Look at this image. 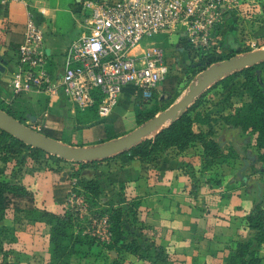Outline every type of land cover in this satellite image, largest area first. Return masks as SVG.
I'll return each mask as SVG.
<instances>
[{
  "label": "crops",
  "instance_id": "1",
  "mask_svg": "<svg viewBox=\"0 0 264 264\" xmlns=\"http://www.w3.org/2000/svg\"><path fill=\"white\" fill-rule=\"evenodd\" d=\"M79 2L80 0L0 2V65L4 68L0 74V101L9 105L12 112L20 114L32 124L56 131L58 140L62 143L92 145L123 135L136 127L134 110L137 91L132 86L124 87L116 105L106 117L103 119L95 117L79 122L77 117L88 115L86 112L75 110L63 97L51 101L44 94L34 91L13 95L5 85L11 71L15 69L16 47L21 41L29 14L43 33L51 70L55 73L60 71L63 51L82 32L81 21L84 12L81 14ZM233 11L225 10L223 21L215 27L222 46L224 43L234 46L233 31L227 29L225 34L222 25L227 17H231V23L234 22L230 14ZM77 14L80 19L75 17ZM69 20L76 21L75 32L60 40L57 31L65 29ZM166 34L168 35L166 46L175 40L177 55L174 57L173 67L177 69L178 65L187 57L191 58V55L182 42V34ZM159 35L162 33L153 39ZM153 39L152 42L159 44ZM223 50L224 53L228 52L227 48L223 47ZM164 51L165 59L169 62L167 58L169 50ZM173 79L175 81L176 77L168 79L166 76L159 82L153 91L152 99L158 100L164 94L165 98H168L172 94V86L175 85ZM228 112L229 109H225L222 113ZM219 122L221 123L220 120ZM221 124L218 125V121L211 122L213 137L218 136L217 126L221 127V132L224 133L225 125ZM193 129L205 131L206 126L195 124ZM223 133L220 135L223 136ZM64 134L70 140H65ZM238 134L241 132L226 137L223 143L227 146L222 147L224 153L228 152L232 156L241 152L239 141L236 140ZM245 141L248 142L249 139H244ZM100 163L96 177L100 182V192L107 196L103 194L105 197L102 200L114 199L116 202H112L113 205L122 208H126L133 201L136 202L137 205L132 208L133 216L130 215L132 212H128L127 218L134 217V221L140 220L141 227L150 233L152 238L146 241L161 246L172 264H224L223 251L234 247L237 240L247 236L243 218L253 203L259 197H264V187L261 188L257 181H249L247 177L237 180V176L233 174L227 175L225 181L223 179L217 183L204 180L205 176L216 173L217 170L225 176L230 173L228 169H232V164L222 167L217 161L207 160L198 143L190 145L183 151L170 147L159 153L152 161L126 159L120 155ZM53 164L55 166L45 172L41 170L22 174L21 183L32 192L38 205L64 206L66 193L71 188V180L75 179L69 170L76 168L73 166H77V163L59 160ZM90 170L93 174L92 169L88 168V171ZM36 194L40 195V199H37ZM203 208L206 211L201 213ZM18 225V227L17 224L14 225V241L6 243V248L19 253L22 259L15 263L3 261V264H46L48 225L38 221L29 222L25 218ZM8 227L12 225L8 224ZM263 251L264 246L259 248V254ZM91 261L93 264H146L132 254L126 252L118 254L96 243L90 245L83 257L71 258L69 264H89Z\"/></svg>",
  "mask_w": 264,
  "mask_h": 264
},
{
  "label": "built area",
  "instance_id": "2",
  "mask_svg": "<svg viewBox=\"0 0 264 264\" xmlns=\"http://www.w3.org/2000/svg\"><path fill=\"white\" fill-rule=\"evenodd\" d=\"M8 0H0L5 3ZM82 32L62 53L58 73L50 68L43 33L31 15L16 47V65L5 85L13 95L39 92L49 100L63 97L72 107L94 110L98 119L116 105L121 91L132 86L147 103L169 69L165 51L150 39L160 33H180L191 57L224 53L215 27L225 10L251 13L254 0H80ZM256 9V8H255ZM200 55V54H199ZM75 179L65 205L77 216L75 231L96 244L110 240L106 216L89 213L85 198L75 191Z\"/></svg>",
  "mask_w": 264,
  "mask_h": 264
},
{
  "label": "trees",
  "instance_id": "3",
  "mask_svg": "<svg viewBox=\"0 0 264 264\" xmlns=\"http://www.w3.org/2000/svg\"><path fill=\"white\" fill-rule=\"evenodd\" d=\"M206 55L202 54V52L194 54V56H200L201 59H198L197 62H191L189 65L191 76H194L208 65L200 61L205 59L204 56ZM228 56V53H222L213 61ZM256 69H263L264 72V60L228 73L208 87H213L216 84H221L223 88L228 87L224 93L223 100L225 102L229 100V102L217 111L219 112V120L225 125L223 136L218 135L217 137H213L214 131L212 130L211 122L216 120L208 112H201L197 109L203 92L208 89L206 88L181 115L161 128L152 137L145 138L129 149L122 150L105 159L77 162V168L80 167L85 170L79 172L80 177L75 181L77 189L74 190L79 191L85 198L89 213L97 216H106L110 231L109 242L103 244L106 249L113 250L118 254L120 252L132 254L146 264H172L161 246L155 245L152 241H146L132 227L131 224L134 221V217L128 220L127 215L129 216L128 212H132L130 215L134 214L132 208L137 203L133 201L126 208H122L118 205L114 206L110 201H104L99 198L98 196L101 193L99 179L94 173L91 174L94 177L89 176V173L85 174L86 169H88L86 167L120 155L126 159L152 161L159 153L164 152L170 147L175 148L177 151H183L194 143L200 145L202 154L207 160L218 162L227 157V154L222 150L223 140L232 133L241 132L252 135L253 139V157L248 158L245 156L249 161V167L253 168L254 172L259 176L264 175V84L262 87L255 85L253 72ZM239 77L242 81L235 83L234 81ZM236 94L242 100L234 104L229 98ZM177 95L172 97L161 109L166 108L172 103ZM135 98L134 119L137 125L160 110L157 108H153L150 111L145 109L147 101L141 98L139 90ZM0 109L23 123L21 117L2 107ZM225 109H229V112L223 114L222 112ZM84 112L88 116L77 117L79 122L92 120L96 117L94 110ZM195 124L205 125L206 130H194L193 126ZM37 131L58 140V133L56 131L43 127H40ZM22 152H26L27 156L34 161L37 160L40 154H45L39 149L25 145L0 129V161L5 162L9 156L18 155ZM46 156L52 158L53 161H64L52 155L46 154ZM2 173L3 171L0 167V219L3 217L6 209H12L16 213L23 214L24 218L29 222L38 221L47 224L48 259L46 264H69L71 258L83 257L87 253L90 245L95 243V241L92 237L82 234L80 230L75 231L78 221L71 207L66 205L57 207L38 205L35 203V197L30 190L22 183L17 182L13 176L5 178L2 176ZM72 176L75 179L77 178L75 175ZM243 222L247 229V236L237 240L234 247L223 251L222 261L224 264H261L262 257L259 255V248L264 246V197H259L253 203L252 208L244 216ZM2 239H7V243L14 241L12 227L0 225L1 257L5 256L7 252L1 244Z\"/></svg>",
  "mask_w": 264,
  "mask_h": 264
},
{
  "label": "rangeland",
  "instance_id": "4",
  "mask_svg": "<svg viewBox=\"0 0 264 264\" xmlns=\"http://www.w3.org/2000/svg\"><path fill=\"white\" fill-rule=\"evenodd\" d=\"M256 1V5H251V13H247L245 11L240 10L239 12L233 11L231 12V16L233 17V23H231V17H227L225 19V22H223V32L228 31L227 29L233 31V35H234V41H232V43H234V46H230L226 43H224V45L222 46V48L224 47L225 49H228V55L232 56V55H239L242 54L244 52H247L249 50L255 49V48H259V47H264V0H254ZM256 8V9H255ZM81 14H83L82 10L80 11ZM75 17L77 19H80V16L77 14L75 15ZM76 19V20H77ZM75 20L72 22L71 20H69V24L66 25L65 29H61L60 31H57V35L58 38L60 40H64L66 39V37L70 36L71 34H73L75 32ZM67 23V21H66ZM73 23V24H72ZM168 32L162 33V35H159L155 40L153 39V37H155L156 35L152 36L150 39L154 40L155 42L159 43L164 49L169 50V55H167V58L169 59L168 65H169V69H168V73H167V78H171V77H176V80L174 81V84L172 86L173 91L172 94L170 96H168V98H165V94L162 95V97L160 99H152L151 103L146 106L145 109L147 110H151L153 108H157L162 110L161 108H163L168 101H170L172 99V97H174L176 94L177 97L176 99L181 96L187 89V86L191 83H193L194 81V76H191V70L189 67V63L190 62H195V60L193 59V57L189 58L187 57L185 61H182L181 64L178 65V68H174L173 64H174V57L177 55V51L175 50L174 47V43L175 40L170 42V44L168 46H166L165 44L168 41L167 38V34ZM222 41H225L224 36L222 37ZM180 43V42H179ZM231 43V44H232ZM222 54L219 53L218 56ZM169 56V57H168ZM228 56V57H229ZM215 58H205L202 59L200 61H202V63H207L210 64L211 61H213ZM196 61H198L196 59ZM212 63V62H211ZM208 66V65H207ZM254 75H253V81L255 83V85L262 87L264 84V72L263 69H256L254 70ZM240 81H242V79L239 77L237 78L234 82L235 83H239ZM214 83V82H212ZM211 83V84H212ZM163 84L165 85V81L163 82ZM210 84V85H211ZM209 85V86H210ZM228 89V87L223 88L221 86V84H216L213 87L208 88L207 90H205L203 92L202 97L200 98V101L197 105V109L201 112H208L211 116L214 117V119L216 121H218V125H222L219 122V112L218 109H220L224 104H227L229 102V100H227V102H225L223 100L224 97V93L226 92V90ZM238 89V88H237ZM239 90V89H238ZM237 91V90H236ZM234 93H236L235 91H233ZM232 103L237 104L240 102L238 95H232L229 98ZM4 108L7 109L9 111L12 112V110H10V106L5 104L4 102L0 101V108ZM159 110V111H160ZM158 112V111H157ZM13 114L14 111L12 112ZM16 116L21 117L20 114H15ZM23 120V124L38 130L40 127L32 124L28 119L21 117ZM144 122V121H143ZM139 125V124H138ZM137 126V124H136ZM218 130L216 131L217 135L220 136V134H222L223 132H221V127L217 126ZM154 133V132H153ZM152 134H149L147 137H152ZM236 136V135H235ZM63 138L65 140H70L68 139V136L66 134H64ZM244 139H249L248 142H244ZM251 139V140H250ZM226 140V138L223 140V142ZM236 140L239 141V146L241 149V152L238 153V155L236 153H234L232 156L228 154V152H226L227 155H229L228 157H225L223 160H219L218 163L223 167H225L226 165H231L232 164V169H228L227 173L225 172V176H222V174H220V170H217L216 173H211L209 176H205L204 180L206 179V181H210L211 183L214 182H218L220 180L225 181L226 176L228 175H233L235 174L237 176V180H239V178L241 177H247V179H249V181H257V184L263 188L264 187V175L263 176H258L257 174H254V169L248 167L249 166V161L246 159V155H245V151H248V155L250 157L252 156V143H253V139L251 135H247L244 133L238 134L236 137ZM226 147V143L222 144V147ZM233 151H230V153H232ZM53 162L55 163L56 161H53L52 158H49L46 156V154H40V156H38L37 160L34 161L32 158L27 156L26 152H22L18 155H13V156H9L7 158V160L5 162L0 161V167L2 168V176L5 178H9L11 176H13L14 179L17 180V182L21 183V177L23 173H34V172H39L42 170V172H45L46 170H49V168H53V166H55L53 164ZM103 162V161H100ZM100 162H97L96 164H94L93 166L90 167H86V168H91L94 175H97L99 171V167L101 165ZM224 164V165H223ZM76 168H71L69 170V173L72 175H75L77 178L74 180L76 181L78 179V177H80L79 172H81L82 170L85 169H81L80 167L77 168V166H73ZM81 169V170H80ZM87 171H85V174L90 173V171H88V169H86ZM94 175L92 176L91 173L89 174V176L94 177ZM24 182V181H23ZM26 182V180H25ZM253 186V183L252 185ZM104 193L101 192L100 195L98 196L99 198L103 199V197H105L103 195ZM37 199H40V195L36 194ZM107 197V196H106ZM106 201V200H104ZM107 201L110 202H116L114 199H109ZM203 203V201L201 202ZM206 211V209H202L201 213H204ZM22 219H24L23 214L20 213H16L13 212L11 210H6L3 214V217L0 219V225L3 226H7L8 224L12 225V228L14 230V225L17 224V227L19 226L18 223L22 222ZM126 219V218H125ZM129 220V219H128ZM132 227H134L140 234V237H142L145 240H151V235L150 233H148L145 229H143V227H141V222L139 221H133L132 222ZM142 229V230H141ZM6 243H7V239L6 240H1V244L3 245L4 250L7 251L8 255L7 257L3 258L0 256V264H3V261H11L13 263H15L16 261H20L22 259V257L19 255V253L14 252V251H9L8 248H6ZM5 255V256H6ZM262 257V261L261 264H264V251L261 252L259 254ZM89 264H93V262L91 261Z\"/></svg>",
  "mask_w": 264,
  "mask_h": 264
},
{
  "label": "water",
  "instance_id": "5",
  "mask_svg": "<svg viewBox=\"0 0 264 264\" xmlns=\"http://www.w3.org/2000/svg\"><path fill=\"white\" fill-rule=\"evenodd\" d=\"M263 60L264 47H259L209 64L195 75L193 83L187 86L186 91L166 108L156 112L153 116L125 134L97 144L70 145L62 143L21 123L1 109L0 129L29 147L39 149L45 154L65 161L77 163L105 159L122 150L129 149L141 140L148 138L147 136L153 130H155L154 135L168 123L174 121L212 82L228 73L254 65ZM3 71L4 68L0 65V74ZM245 155L249 157L248 151L245 152Z\"/></svg>",
  "mask_w": 264,
  "mask_h": 264
},
{
  "label": "bare ground",
  "instance_id": "6",
  "mask_svg": "<svg viewBox=\"0 0 264 264\" xmlns=\"http://www.w3.org/2000/svg\"><path fill=\"white\" fill-rule=\"evenodd\" d=\"M155 130H153L150 134H152Z\"/></svg>",
  "mask_w": 264,
  "mask_h": 264
}]
</instances>
